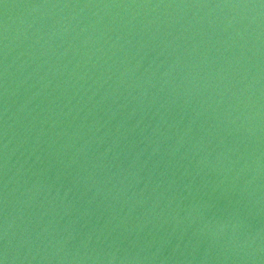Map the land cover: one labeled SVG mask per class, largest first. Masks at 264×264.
<instances>
[{
	"label": "water",
	"instance_id": "obj_1",
	"mask_svg": "<svg viewBox=\"0 0 264 264\" xmlns=\"http://www.w3.org/2000/svg\"><path fill=\"white\" fill-rule=\"evenodd\" d=\"M264 264L261 0H0V261Z\"/></svg>",
	"mask_w": 264,
	"mask_h": 264
},
{
	"label": "clouds",
	"instance_id": "obj_2",
	"mask_svg": "<svg viewBox=\"0 0 264 264\" xmlns=\"http://www.w3.org/2000/svg\"><path fill=\"white\" fill-rule=\"evenodd\" d=\"M4 262H7V258L5 257V259L2 260V264H4Z\"/></svg>",
	"mask_w": 264,
	"mask_h": 264
},
{
	"label": "snow or ice",
	"instance_id": "obj_3",
	"mask_svg": "<svg viewBox=\"0 0 264 264\" xmlns=\"http://www.w3.org/2000/svg\"><path fill=\"white\" fill-rule=\"evenodd\" d=\"M261 3L264 4V0H261ZM0 264H2V261H0Z\"/></svg>",
	"mask_w": 264,
	"mask_h": 264
}]
</instances>
